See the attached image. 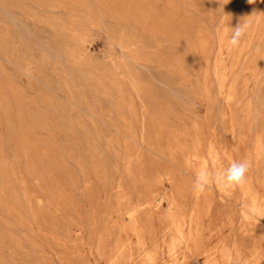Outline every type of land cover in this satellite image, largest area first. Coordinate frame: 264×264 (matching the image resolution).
I'll return each instance as SVG.
<instances>
[{
    "label": "rangeland",
    "instance_id": "374dc122",
    "mask_svg": "<svg viewBox=\"0 0 264 264\" xmlns=\"http://www.w3.org/2000/svg\"><path fill=\"white\" fill-rule=\"evenodd\" d=\"M195 210L264 264V0H0V264H138Z\"/></svg>",
    "mask_w": 264,
    "mask_h": 264
},
{
    "label": "bare ground",
    "instance_id": "6f19581e",
    "mask_svg": "<svg viewBox=\"0 0 264 264\" xmlns=\"http://www.w3.org/2000/svg\"><path fill=\"white\" fill-rule=\"evenodd\" d=\"M202 169H206L205 158L201 161L200 171ZM205 191L196 192V194L200 196ZM204 197L206 198L205 195ZM197 207L199 206L197 205ZM203 216L204 212L195 210L184 222L174 219L169 226V235L163 239L165 244L162 245L157 242L154 248L146 250L138 264H187L188 253L200 254L203 257V264H235L241 258L242 252L237 245L233 250L226 238L220 239L214 245H209L205 234ZM197 264H200V261Z\"/></svg>",
    "mask_w": 264,
    "mask_h": 264
},
{
    "label": "clouds",
    "instance_id": "9594fccd",
    "mask_svg": "<svg viewBox=\"0 0 264 264\" xmlns=\"http://www.w3.org/2000/svg\"><path fill=\"white\" fill-rule=\"evenodd\" d=\"M254 0H249L253 3ZM248 25L238 24L235 28H231L230 36L228 37L227 44L229 50L239 47L242 38L246 35ZM250 169V162L247 160L236 161L233 160L221 172L212 177L219 187L228 189L235 188L243 184L246 180L247 173ZM210 174L206 169H202L196 176L193 185L195 192H204L209 183Z\"/></svg>",
    "mask_w": 264,
    "mask_h": 264
},
{
    "label": "built area",
    "instance_id": "2783aa9c",
    "mask_svg": "<svg viewBox=\"0 0 264 264\" xmlns=\"http://www.w3.org/2000/svg\"><path fill=\"white\" fill-rule=\"evenodd\" d=\"M197 262H198V261H196V260H195V261H193V263H195V264H197Z\"/></svg>",
    "mask_w": 264,
    "mask_h": 264
}]
</instances>
